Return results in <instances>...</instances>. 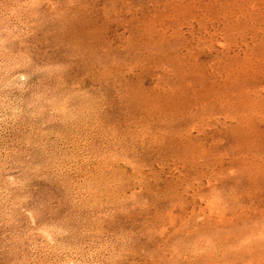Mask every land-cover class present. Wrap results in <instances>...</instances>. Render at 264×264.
<instances>
[{
    "label": "rangeland",
    "instance_id": "rangeland-1",
    "mask_svg": "<svg viewBox=\"0 0 264 264\" xmlns=\"http://www.w3.org/2000/svg\"><path fill=\"white\" fill-rule=\"evenodd\" d=\"M0 264H264V0H0Z\"/></svg>",
    "mask_w": 264,
    "mask_h": 264
}]
</instances>
